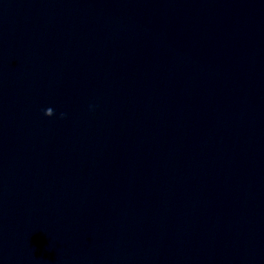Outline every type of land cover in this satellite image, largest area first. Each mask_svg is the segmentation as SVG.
Segmentation results:
<instances>
[{
  "label": "water",
  "instance_id": "obj_1",
  "mask_svg": "<svg viewBox=\"0 0 264 264\" xmlns=\"http://www.w3.org/2000/svg\"><path fill=\"white\" fill-rule=\"evenodd\" d=\"M0 264H264V0H0Z\"/></svg>",
  "mask_w": 264,
  "mask_h": 264
},
{
  "label": "clouds",
  "instance_id": "obj_2",
  "mask_svg": "<svg viewBox=\"0 0 264 264\" xmlns=\"http://www.w3.org/2000/svg\"><path fill=\"white\" fill-rule=\"evenodd\" d=\"M51 112H52V109H47L45 111V115L48 117L49 113H51ZM61 118H63V116Z\"/></svg>",
  "mask_w": 264,
  "mask_h": 264
}]
</instances>
